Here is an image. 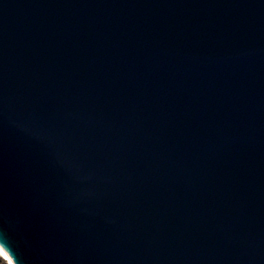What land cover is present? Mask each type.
I'll return each instance as SVG.
<instances>
[{
    "label": "water",
    "instance_id": "water-1",
    "mask_svg": "<svg viewBox=\"0 0 264 264\" xmlns=\"http://www.w3.org/2000/svg\"><path fill=\"white\" fill-rule=\"evenodd\" d=\"M0 245L264 264V0H0Z\"/></svg>",
    "mask_w": 264,
    "mask_h": 264
},
{
    "label": "bare ground",
    "instance_id": "bare-ground-1",
    "mask_svg": "<svg viewBox=\"0 0 264 264\" xmlns=\"http://www.w3.org/2000/svg\"><path fill=\"white\" fill-rule=\"evenodd\" d=\"M0 255L2 258H4L5 260H7L8 264H14L12 262V260L9 258V256L7 255L6 251L0 247Z\"/></svg>",
    "mask_w": 264,
    "mask_h": 264
},
{
    "label": "rangeland",
    "instance_id": "rangeland-1",
    "mask_svg": "<svg viewBox=\"0 0 264 264\" xmlns=\"http://www.w3.org/2000/svg\"><path fill=\"white\" fill-rule=\"evenodd\" d=\"M0 264H8V262L0 256Z\"/></svg>",
    "mask_w": 264,
    "mask_h": 264
}]
</instances>
